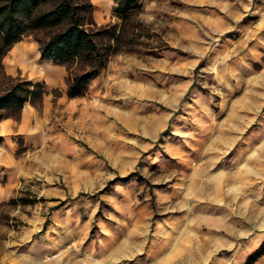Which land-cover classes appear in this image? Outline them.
Segmentation results:
<instances>
[{"label": "clouds", "instance_id": "clouds-1", "mask_svg": "<svg viewBox=\"0 0 264 264\" xmlns=\"http://www.w3.org/2000/svg\"><path fill=\"white\" fill-rule=\"evenodd\" d=\"M107 2L111 5L113 0ZM183 2L207 6L209 9L219 8L224 13L223 17H216L215 20L211 18L215 13L208 16L189 12L176 13L185 20L196 21L199 27L193 32L199 31L204 37L215 42L229 30V20L237 22L240 20L242 15L240 9L246 12L252 0L247 2L183 0ZM150 8L157 12L167 10L159 8L155 0ZM137 19L154 32L176 27L175 24L157 20L154 14H140ZM169 35L175 40L174 47L194 54L197 59L177 68L173 67L167 58L160 61L147 58L145 62L134 55L117 56L115 61L109 64L110 71L102 83L105 90L89 98L87 106L89 109H97V114L94 117H86L83 123L75 118L69 123L66 112L59 107L52 109L49 102L55 94L66 90L64 77L68 72L61 70L58 77L46 72L45 68L35 63L39 60V53H36L34 59L29 61L30 68L26 70L31 74L25 78L27 80L45 78L50 87L44 98L45 107L42 110L34 107L30 98L22 108L23 125L20 126V131H25L31 117V127L28 130L32 136L28 142L34 147L20 160L13 159L9 151L0 147V164L16 169V175L24 177L25 187L36 184L37 186H32L30 190L39 195L46 194L41 190L45 183L53 185L58 180H63L67 190L57 192L61 199L65 196L74 199L80 193L95 195L106 187L108 181L116 180L117 177H129L132 173H138V176H132L128 180L129 187L135 185L141 176L150 180L153 185H169L175 190L176 195L161 197L160 193H157V206L163 212H179L185 215L171 232L165 231L164 225L158 226L156 235L162 236L165 242L169 243L171 255L164 260H155L154 264H168L170 260H179L180 264H212L215 254L223 248L239 252L246 243L252 245L264 239V125L261 126L259 133L255 134L259 146L244 153L235 171L213 172L220 159L238 142L244 140V134L253 123H256L257 117L264 110V71L250 76L246 81L241 78L242 74L247 75V70L241 62L240 52L247 46L248 40L255 38L254 34L227 53L218 56L213 54L209 57L211 66L204 71L215 81L211 90L221 97V107L227 105L226 92H231L234 84L247 85L245 98L242 102L234 103L227 118L217 123L215 114L204 98L196 96L199 115L191 121L196 129L187 131L176 127L173 134L181 137L183 143L197 155L191 159L187 153L181 155L188 164L185 172L170 170L172 167L170 162H167L159 151L151 150L159 141L160 147L171 154L174 142L171 137H162L161 133L168 129L174 117L177 123L184 121L183 116L176 114L182 109L191 108V105L183 101L195 81L194 69L200 60L208 57L211 45L201 41L198 47L182 32L178 35L171 33ZM184 40L189 42L185 44ZM259 44L264 45V40H260ZM31 47L35 49L38 45L33 43ZM13 63L11 59L4 60L5 72L8 77L16 79L19 72L13 67ZM137 69L145 72L156 70L174 72L188 79L172 83L170 86L165 81V86L158 88L151 82H139ZM112 70H115L114 74ZM128 73L137 76V80L129 79ZM97 83L99 82H94L93 87H96ZM201 86L210 87L207 82ZM157 105H161L164 111ZM148 107H153L156 114L145 120L139 113ZM196 111L192 109L190 115H195ZM11 123L12 121H8L5 126ZM130 132L135 133V136L130 138L128 136ZM73 137L88 144L93 153H89L83 146H77ZM95 153L105 158L102 163L108 167L101 166V162L95 159ZM73 173L85 177V180L73 183L71 179ZM256 185L259 187L254 188ZM15 186L21 187L19 183ZM138 203L139 201L134 199L131 201V204ZM201 205L203 207H199ZM210 206L227 210L217 219V224L227 225L223 229L226 236L202 231L208 225ZM19 214V210L11 212L13 216ZM130 219L136 221L137 217L130 213ZM29 223L31 228L22 233L0 229V236L6 235L9 238L0 239V264H119L120 260L132 259L141 253L149 243L150 226L145 219L129 233L131 237L137 238L138 242L131 244L128 241L124 242L123 246L129 250L130 255H124L119 249H112L102 250L99 258H94L90 254L86 259H80L78 257L83 255L82 245L86 234L81 235L75 229H69L70 220H67L61 223L62 232L57 234V238L51 236L54 229H50L49 235L37 238L26 254L16 257L15 252L8 250L15 244L28 243L33 233L41 231L43 219L40 218L39 209L36 210V218ZM65 244L67 247L63 251L58 255H52L54 250Z\"/></svg>", "mask_w": 264, "mask_h": 264}, {"label": "rangeland", "instance_id": "rangeland-1", "mask_svg": "<svg viewBox=\"0 0 264 264\" xmlns=\"http://www.w3.org/2000/svg\"><path fill=\"white\" fill-rule=\"evenodd\" d=\"M123 1L125 0H122V2ZM89 2L91 4V11L83 13L86 16L87 27L91 30L109 27L114 32V35L110 37L105 34L97 38L101 46H110L107 50L109 58L105 67L95 78L89 81L85 94L78 97H69L66 88L64 92L55 94L52 101L49 102L52 109L59 107L67 113L69 123H71L73 118L83 123L86 117H94L97 114V109L88 108L89 98L105 90L102 87V83L106 79V74L110 71L109 64L114 62L117 56L121 54L134 55L145 62H147V58L156 61L167 58L173 67L180 68L190 61L197 59V57L192 53L182 51L179 47H174L175 40L170 37L169 33L178 35L182 32L198 47L201 41H206L211 45L208 57L200 60L199 64L194 69L195 81L183 101V103L191 105V108L188 110L182 109L176 114L177 116H183L185 118L184 121L177 123L174 117L173 120L170 121L168 129L161 133L162 137H171V140L174 142L171 154L160 147L161 142L159 141L151 150L153 152L159 151L163 158L167 162H170L172 166L170 170L181 173L185 172L188 169V164L184 162L181 155L187 153L189 159H191L197 154L183 143L181 137L175 136L173 133L176 127H180L181 130L187 131H194L196 129V126L191 123L195 116L199 115V105L196 103V96L204 98L208 107H210L215 114L216 122L221 123L227 118L232 105L244 100L247 91L246 84H234L232 91L226 92L227 105L221 107V97L215 95L211 90V87L215 85V81L204 71L211 66L209 57H212L213 54L218 56L227 53L230 49L243 44L250 35L254 34L255 38L248 40L247 46L240 52L241 62L247 70V75L242 74L241 78L243 81H246L250 76L264 71V45L259 44L260 40H264V0H252L246 12L244 9H240L242 13L240 20L238 22L229 20V30L224 32L223 36L219 37V40L215 42L204 37L199 31L193 32L194 29H198L199 27L196 21L185 20L183 17L176 15V13L189 12L205 16L215 13V16L211 17L215 20L216 17L224 16V13L221 12L219 8L209 9L207 6L186 4L183 0H155L159 8L167 9L166 11L157 12V10L150 8L153 0H127L128 6H130L131 9L122 15L115 10L118 6V0H113L111 5L108 4L107 0H96V2L89 0ZM245 2H247V0H245ZM140 14H154L157 20H163L168 24H175L176 27L165 28L155 32L151 31L149 27H145L138 21L137 17ZM48 34V30H40L37 31L35 36L41 40H45ZM197 37L198 39H196ZM20 40H33L40 50L39 42L34 37V34L23 35ZM188 42V40L183 41L185 44ZM14 44H12V46ZM9 50L0 61L5 74L4 60L8 58ZM37 61L36 64H55L62 66L63 70L68 72V75L64 77V83L66 85V78L68 76L80 74L85 68L83 64L76 62L62 65L56 61L47 60V62L50 63H46L44 60H41L40 57ZM230 63L233 62L230 61ZM25 64L29 63L27 62ZM117 67H119V65H117ZM44 68L48 69V67ZM114 71L115 70H112V74H114ZM18 72V76L23 79H26V75L31 74L26 71V69L19 70ZM136 72L139 82H151L158 88L164 87L165 81H167V84L170 86L172 83L183 82L188 79L187 77L168 71L162 72L156 70L155 72H145L137 69ZM128 77L129 79L137 80V76H133L132 73H128ZM30 81L43 82L45 85L46 91L41 101L32 103L38 110H42L45 107L44 98L50 86L45 78ZM94 82H99L96 84V87H93ZM204 82L209 83L210 87H202L201 85ZM4 83L5 78L0 76V86H3ZM113 103L121 104L122 102ZM151 103L152 102H149V104ZM157 107H160L161 111H164L161 105H157ZM192 109L197 110L195 115H190ZM154 114L156 113L153 107L145 108L139 113L145 120ZM20 115L21 112L16 117L8 116L2 119L12 118L14 120H19ZM29 122L31 124V117L29 118ZM262 125H264V110H262L260 116L257 117L256 123H253L248 128L247 132L244 134V140L238 142L227 155L220 159V162L216 165V168L213 169V172L235 171L236 167L242 161L244 153L259 146V140L256 138L255 134L259 133ZM128 136L130 138L134 137L135 133L130 132ZM72 139L77 146H83L89 153H93V149L89 147L88 144L77 140L75 137ZM33 147L31 143H25L19 138L15 149L16 159L20 160L23 158L28 151L33 150ZM94 155L95 159L101 162V166L108 167V165L102 163L105 159L102 155L99 153H95ZM132 176H138V173H132L129 177H117L116 180L108 181L106 187L95 195L80 193L74 199L70 196H65L64 199H61L60 196L57 195V192H66L67 190L63 180H58L57 183L53 185H47L45 183L41 190L46 194L39 195L30 190L32 186H37L36 184H30L28 187H25L24 177H18V180L13 184L8 196L0 201V229H8L16 231L17 233L29 230L31 228L29 221L36 218V210L39 209L40 218L43 219V225L40 232L32 234L31 240L44 233L49 234V227L52 226L53 222L70 220L72 224H76V231L81 235L86 234V238L82 245L83 255L78 257L80 259H86L90 254H92L94 258H99V253L102 250L117 248L124 255H130L129 250L123 246L124 242L128 241L129 244L138 242L137 238L131 237L129 233L146 219L150 226L149 243L141 253L137 254L132 259H122L119 261V264H154L155 260H164L171 255V248L169 247V243L165 242L162 236L156 235L157 228L160 225H164V230L171 232L173 228L177 227L185 214L179 212H163L157 206V193H160L161 197H174L176 195L175 190L170 188L169 185H153L150 180L141 176L135 185L129 187L128 180H130ZM71 179L73 183H76L78 181H84L85 177L73 173ZM8 182L9 180L6 175L0 177V185L9 184ZM17 183H19L21 187L17 188L15 186ZM253 187L257 188L259 186L256 185ZM121 188L123 190H119ZM149 197L150 199H147ZM133 199L139 201V203L131 204ZM130 204L131 207H129ZM199 207L203 206L201 205ZM13 210H19L20 214L17 216L11 215ZM226 212V209L219 208L218 206H210L208 212V225L204 227L202 231L204 233L211 231L226 236L227 234L223 229L227 225L217 224V219L222 217ZM130 213L136 215V221L130 219ZM168 225L172 227H168ZM218 229L219 231H217ZM60 231L61 229H54L51 235L57 237V233ZM173 234L175 235V233ZM0 239L7 240L9 238L4 235L0 236ZM31 240L28 243L16 244V247H25ZM89 245L93 246V251L90 254L84 250V248ZM168 264H180V262L179 260H170ZM212 264H264V239L252 245L246 243L239 252L235 249L228 250L227 248H223L215 254Z\"/></svg>", "mask_w": 264, "mask_h": 264}, {"label": "trees", "instance_id": "trees-1", "mask_svg": "<svg viewBox=\"0 0 264 264\" xmlns=\"http://www.w3.org/2000/svg\"><path fill=\"white\" fill-rule=\"evenodd\" d=\"M130 9L127 0H118L115 8L122 15ZM90 11L89 0H0V61L21 36L34 34L39 42L41 60L62 65L76 62L85 66L80 74L66 78L69 97L84 95L89 81L105 67L109 58L110 46H101L97 38L114 35L109 27L89 29L83 13ZM40 30L49 31L45 40L35 36ZM0 76L5 78L0 86V120L18 116L29 98L31 103H38L46 91L43 82L8 77L2 64Z\"/></svg>", "mask_w": 264, "mask_h": 264}, {"label": "crops", "instance_id": "crops-1", "mask_svg": "<svg viewBox=\"0 0 264 264\" xmlns=\"http://www.w3.org/2000/svg\"><path fill=\"white\" fill-rule=\"evenodd\" d=\"M33 43H35L33 40H20V41L16 42L10 48L7 57H8V59H11L14 62L13 67H15L17 71L22 70V69L27 70L28 68H30L29 61L34 59L36 53H39V57H40V50L38 49V47L35 49H33L31 47V45ZM44 61L46 63H50V62H47V60H44ZM27 62L29 64H25ZM37 62L38 61H35V63H37ZM37 65L41 66L43 68L48 67V69H45L46 72L51 73V74H55L57 77L61 74V70H63L62 66L55 65V64H37ZM8 121H12V123L7 124V126H5L6 122H8ZM21 125H23L22 111H21V115H20L19 120H14L12 118H6V119L0 120V136L2 137V140L0 142V147H3V148H5L6 151H9L10 155L15 160H17L16 155H15L17 140L20 138L25 143H30L28 141L31 140V136H32V134L28 130L31 127L30 122H29V125L25 129L24 132L20 131ZM3 175L7 176L8 180H9V182H8L9 184L0 185V190H2V191H0V201L2 199H4L6 196H8L13 184L18 180V176L16 175V169L9 168L8 165H6V164H0V177H2ZM62 222H64V221L53 222L52 226H50L49 228L50 229H61L60 232H62V228L60 226ZM68 228L69 229H75V230L77 229L76 224H72V222H70L68 224ZM60 232H58V233H60ZM47 234L48 233H44L41 236L33 238L29 244H26V246L22 247V248H17L16 244H15L14 247L12 249H10L9 251L15 252L16 257H19L20 255H23V254H26L28 249L32 247V244L37 241V238H43V237L47 236ZM53 238L55 239L57 237H53ZM65 247H67L66 244L61 246L58 250H54L52 252V255L53 256L58 255L59 252L63 251ZM84 250H85V252L90 254L93 251V246L89 245L86 248H84Z\"/></svg>", "mask_w": 264, "mask_h": 264}]
</instances>
